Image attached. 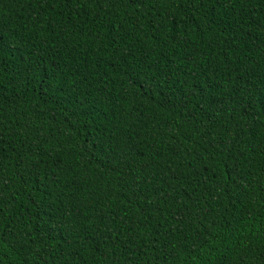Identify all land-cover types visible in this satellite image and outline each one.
Listing matches in <instances>:
<instances>
[{"label": "trees", "instance_id": "obj_1", "mask_svg": "<svg viewBox=\"0 0 264 264\" xmlns=\"http://www.w3.org/2000/svg\"><path fill=\"white\" fill-rule=\"evenodd\" d=\"M0 264H264V0H0Z\"/></svg>", "mask_w": 264, "mask_h": 264}]
</instances>
